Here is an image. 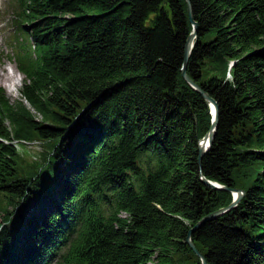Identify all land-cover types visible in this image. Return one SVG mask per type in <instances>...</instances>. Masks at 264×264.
<instances>
[{"label":"trees","instance_id":"16d2710c","mask_svg":"<svg viewBox=\"0 0 264 264\" xmlns=\"http://www.w3.org/2000/svg\"><path fill=\"white\" fill-rule=\"evenodd\" d=\"M17 0L0 85V264H264V0ZM27 101L30 107L25 103ZM40 142L24 163L20 145Z\"/></svg>","mask_w":264,"mask_h":264},{"label":"water","instance_id":"95a60500","mask_svg":"<svg viewBox=\"0 0 264 264\" xmlns=\"http://www.w3.org/2000/svg\"><path fill=\"white\" fill-rule=\"evenodd\" d=\"M188 2V11L190 15V20L193 24V31L189 35L187 41H186V46H185V53H184V62H183V68H182V74L184 79L192 86L194 87L198 92H200L207 101L210 102L211 106V113H212V125L208 133L203 137V139L200 141V146H199V160L201 162L202 157L204 154L208 151V149L211 147L216 131V127L218 124V117H219V105L214 100L207 92H205L200 85L195 83V81L188 75L187 73V66L190 60V56L192 53V49L194 47L195 39L197 37V30H198V23L194 21L192 17V6L190 0H187ZM202 181L210 188L212 189H221V190H226V191H231L234 195L233 201L226 207H222L213 213L207 215L204 217L201 221H199L189 232L187 243L191 247V249L195 252V254L200 258L202 264H208L206 258L204 255L197 249L196 245L194 244L192 240V233L200 228L206 221L214 219L223 213L227 212L228 210L234 208L242 199V197L245 194V191L242 189H236V188H230L225 185H222L218 182L212 181L208 178H206L204 175H202Z\"/></svg>","mask_w":264,"mask_h":264},{"label":"rangeland","instance_id":"374dc122","mask_svg":"<svg viewBox=\"0 0 264 264\" xmlns=\"http://www.w3.org/2000/svg\"><path fill=\"white\" fill-rule=\"evenodd\" d=\"M17 7V0H0V85L5 89L7 96L12 102H17L21 99L22 95L19 93L17 96L10 95L7 92L4 83L10 81L9 71L15 69L20 72L11 59L12 51L7 45V39L12 31V18L15 14V9ZM25 103L30 107L29 103ZM45 149L44 144L40 142H33L31 144L20 145V153L22 155V160L24 163H31L33 159H40L41 151ZM1 220V217H0ZM194 257L189 258L187 261H178V264H194ZM148 264H160L157 263L156 259L150 261Z\"/></svg>","mask_w":264,"mask_h":264},{"label":"bare ground","instance_id":"6f19581e","mask_svg":"<svg viewBox=\"0 0 264 264\" xmlns=\"http://www.w3.org/2000/svg\"><path fill=\"white\" fill-rule=\"evenodd\" d=\"M9 77L10 81H6L4 83V86L6 87L8 94L17 96L19 93V89L23 84L24 75L21 72L16 71L15 69H11L9 71Z\"/></svg>","mask_w":264,"mask_h":264}]
</instances>
